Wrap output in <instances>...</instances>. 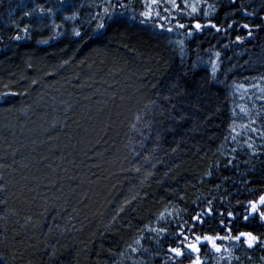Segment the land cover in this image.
Masks as SVG:
<instances>
[{"label": "trees", "instance_id": "16d2710c", "mask_svg": "<svg viewBox=\"0 0 264 264\" xmlns=\"http://www.w3.org/2000/svg\"><path fill=\"white\" fill-rule=\"evenodd\" d=\"M167 1L0 0V264H192L183 235L264 192V0H204L190 37ZM243 245L203 264H264Z\"/></svg>", "mask_w": 264, "mask_h": 264}, {"label": "snow or ice", "instance_id": "6c2138e0", "mask_svg": "<svg viewBox=\"0 0 264 264\" xmlns=\"http://www.w3.org/2000/svg\"><path fill=\"white\" fill-rule=\"evenodd\" d=\"M63 2V0H62ZM186 4H187V7H189L191 9V11L188 13L189 16H192L193 14L197 13L200 9L198 7L199 3H200V0H196V2H193V3H187V0H185ZM145 3L148 4V10L144 11L141 13V15L145 18H151V16L153 15V11L151 10V6L152 5H155L157 3V0H145ZM169 3L172 4L173 7L175 8H179V5L176 3V0H169ZM108 4L111 6V10L114 12L117 8V6L120 8V9H125L126 8V5L123 4V3H119V5H115V4H112L111 3V0H108ZM207 7L212 10V11H215V6L214 5H207ZM37 10L40 11L41 13L47 11L49 13L52 12V9L51 8H48L47 10H45L42 6H37ZM103 12H104V15L106 16H111V13H110V8L109 7H104L103 9ZM26 15H30V13H26ZM75 14L71 17H67V19H73L75 17ZM99 15V14H97ZM156 15H159V13H156ZM205 16H209L211 15V11L210 12H205L204 13ZM134 18V17H133ZM143 22H147V20L143 21ZM104 27V24L103 22L97 24V29H101ZM160 28H163L164 26L163 25H159ZM177 27L179 28H187L188 26H186L185 24H178ZM206 27H211L213 29H215L217 32H219L221 29L219 27H217V25L211 23V21L208 22V24H201L199 21L195 22L194 25L189 28V30L187 31V35L190 37L193 35L194 31L195 32H202L204 30V28ZM229 27H231V25H229ZM242 27L244 28H249V25L247 24H244ZM168 31H172L171 28L167 29ZM23 31L25 33L28 32V28L25 27L23 29ZM75 35L79 36L80 35V32L79 31H76L75 32ZM252 35V32L249 30L248 32V36L250 37ZM13 39H16V40H20L22 39V37L20 35H16L15 37H13ZM236 40L237 41H241L242 38L240 36H237L236 37ZM40 43H47V41H40ZM181 45H183V41H180L179 42ZM125 47H127V45H125ZM133 52H135L136 50L135 49H132ZM217 56H219V53H217ZM64 63H68V61H64ZM29 67H32V65L30 64ZM216 71V66L213 65V73H215ZM262 79H264V77H262ZM35 82V81H34ZM173 89L176 88V85H173L172 86ZM179 94V93H177ZM7 93L5 94H0V97H3V96H6ZM171 97H165V99H170ZM173 107H175L173 105ZM140 117L138 116L137 117V120H139ZM249 147L251 148L252 145H249ZM144 160L145 162H147L149 160V157L145 156L144 157ZM152 167H155V165L153 164ZM137 171H139V168L136 169ZM208 175H211V172L208 173ZM125 203H129L128 201H126ZM262 208H264V195H261L259 197L258 200H255V201H249L248 202V205H247V208H246V215L243 217V219L245 220H248L250 216H254V215H258L259 216V219L264 222V210H261ZM121 212L124 211V208L121 207L120 209ZM208 212H211V208L208 209ZM207 214V213H205ZM233 215L232 212H229L228 213V216L231 217ZM194 219L198 220L200 219L199 217V214L194 217ZM113 220H115V217H113ZM155 231V230H153ZM160 232H164L166 231V229H159ZM243 238V241L244 243L249 247V248H252L254 245H256L258 242L264 246V240H261L259 236H256L254 235L252 232H240L239 235H236V236H225V237H214V236H210V235H204L203 237L201 236H195L194 237V242H189L187 243L186 245V249L188 250L189 254H192V253H196L198 254L200 252V247L198 246L201 241H206L208 242V244L211 245V248L219 253L222 251L221 249V246L218 245L216 243L217 239H221V240H224V239H233V240H236V241H240L241 239ZM188 238L185 236L184 237V240H187ZM137 245L140 244V241L137 240L136 241ZM100 248V252H103L105 249L103 247V244H101L99 246ZM138 249L136 248H133L132 251H137ZM170 252L174 254L175 257H184L185 256V250L183 247H170ZM108 251H111L110 249ZM145 251H147L145 249ZM114 254V253H113ZM51 255L55 256L56 255V249L53 247L52 249V252H51ZM97 255H99V252L97 253ZM115 255V254H114ZM119 255L123 256V253H119ZM237 259H239L237 257ZM192 264H203V261L200 259V256L199 255H196L195 256V259L192 260Z\"/></svg>", "mask_w": 264, "mask_h": 264}, {"label": "flooded vegetation", "instance_id": "af4514ba", "mask_svg": "<svg viewBox=\"0 0 264 264\" xmlns=\"http://www.w3.org/2000/svg\"><path fill=\"white\" fill-rule=\"evenodd\" d=\"M261 195H264V192H262L261 194H258L257 197L255 199H253L252 201H255V200H258L259 197ZM248 205V204H247ZM261 210H264V208H262ZM246 209L244 210L243 212V215L241 216H237L236 218L234 216H231L230 219H235V221L237 222V224L240 225V223H244V224H247L248 223V228H245V229H237V235H239L240 232H252L254 235L256 236H259L261 240H264V222H262L260 219H259V216L258 215H254V216H250L248 220H245L243 219V217L246 215ZM242 217V218H241ZM241 219V220H240ZM234 220L231 221V223L233 222ZM200 223H202V221H199ZM221 235L220 237H225V236H230V234H232L234 232V229L232 228L233 227V223H232V227H230V229H228L229 231H227L224 227V225L221 223ZM216 237V236H214ZM219 237V236H218ZM194 240V237L188 239V241H193ZM233 242V241H236V240H229V239H224V240H221V239H217V244L218 245H221V242ZM237 242H243V238L240 240V241H237ZM184 245H187V243H183V246ZM211 246V245H210ZM242 249H245V250H249L250 251V254L253 258H258L260 255H264V246H262L259 242L254 245L252 248H249L245 243L243 246H240ZM196 255H199L200 256V259L202 260V258L204 257L203 253H198V254H193L191 255V258L195 259V256ZM257 262H255L256 264Z\"/></svg>", "mask_w": 264, "mask_h": 264}, {"label": "rangeland", "instance_id": "374dc122", "mask_svg": "<svg viewBox=\"0 0 264 264\" xmlns=\"http://www.w3.org/2000/svg\"><path fill=\"white\" fill-rule=\"evenodd\" d=\"M169 1V0H168ZM167 1V2H168ZM193 2H196V0H188V2L187 3H193ZM186 3V2H185ZM163 5H165L166 6V4L164 3ZM207 5H208V3L207 2H205L204 0L202 1V0H200V3H199V5H198V7H199V9L201 8V10L202 9H204L206 12H210L211 11V15H212V13L214 12V11H212V10H210L208 7H207ZM190 10V9H189ZM177 11H178V9H177ZM191 11V10H190ZM192 18V16H189V18H188V20H181V22H180V24H185L186 26H188L187 28H186V30L188 31L189 30V28H191L189 25H190V19ZM183 21V22H182ZM195 22H197L196 20H193V22L191 23L192 25H194V23ZM200 22V21H199ZM201 23V22H200ZM182 29H185V28H182ZM184 32H185V30H183ZM187 31H186V34H187ZM185 34V35H186ZM257 84V83H256ZM254 87H256V88H261L262 87V83H259V84H257V85H255L254 84ZM244 91H245V89H243ZM229 216H227V218H226V220H222V221H224V223H222L223 225H224V227H225V229L227 230V231H229L228 229H230V227H232V223H231V221H232V219H230V218H228ZM232 218V217H231ZM191 237H195V235H192ZM182 242L185 244V243H189L190 241H188V240H184V237L182 238ZM191 242H194V240L193 241H191ZM217 242V241H216ZM200 248H201V251L199 252V253H202L203 251H205V244L204 245H201V244H199L198 245ZM184 247H186V245H184ZM196 254V253H195Z\"/></svg>", "mask_w": 264, "mask_h": 264}, {"label": "water", "instance_id": "95a60500", "mask_svg": "<svg viewBox=\"0 0 264 264\" xmlns=\"http://www.w3.org/2000/svg\"><path fill=\"white\" fill-rule=\"evenodd\" d=\"M201 242H204V241H201Z\"/></svg>", "mask_w": 264, "mask_h": 264}]
</instances>
